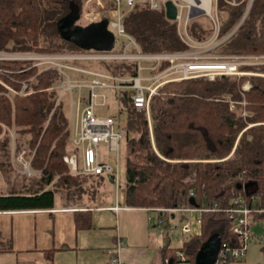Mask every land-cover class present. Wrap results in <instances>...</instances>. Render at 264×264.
I'll return each instance as SVG.
<instances>
[{
  "label": "trees",
  "instance_id": "1",
  "mask_svg": "<svg viewBox=\"0 0 264 264\" xmlns=\"http://www.w3.org/2000/svg\"><path fill=\"white\" fill-rule=\"evenodd\" d=\"M84 1L0 0V51L83 50L62 38L58 23L71 11L72 2L80 6L82 16ZM216 10L217 23L189 20L194 39L206 41L217 25L215 33L224 41L216 52L264 55V0H216ZM124 25L145 53L190 49L163 5L153 9L147 2L136 3L124 17ZM0 68L8 71L0 73V80L16 91L0 81V133L3 125L15 126L34 152L32 168L42 172L40 179L22 190L1 192L0 211L53 208L57 193L47 186L57 176L64 184H81L64 160L71 144L68 115L64 101L57 105L59 91L54 88L62 76L55 68L40 70L31 61L1 60ZM108 68L119 76L138 74L135 62L108 64ZM244 71L252 74L167 82L152 96L149 114L133 106V89L121 93L120 111L128 112L125 205L201 209L200 233L181 247H163L159 264H195L199 250L214 234L231 247L241 246L242 237L234 232L226 212L236 200L252 209V221L264 224V64ZM25 82L32 91L19 94ZM247 82L248 89L244 88ZM10 144L6 132L0 139L1 158L9 159ZM0 164L5 166L3 159ZM193 197L199 208L191 203ZM76 222L79 228L91 227L86 212L77 215ZM178 251L185 253V261Z\"/></svg>",
  "mask_w": 264,
  "mask_h": 264
},
{
  "label": "built area",
  "instance_id": "2",
  "mask_svg": "<svg viewBox=\"0 0 264 264\" xmlns=\"http://www.w3.org/2000/svg\"><path fill=\"white\" fill-rule=\"evenodd\" d=\"M114 6L109 10L100 12V21L109 18V28L116 35L115 47L110 51L104 50H81L61 53H24L17 55L19 59L32 61L35 66H42L43 69L55 68L59 71L62 79L54 87L59 91L57 105L64 101V96L68 93L73 94V90H78V98L71 96L70 115H68V129L71 134V153L65 155L64 160L68 165L70 172L74 175L87 177L107 176L113 182L119 183V161L117 156V166L113 167L105 160V155L100 150L105 146L112 152L120 151V142L127 139L128 129L121 124L115 116H104L98 112V106H104L108 97V91L115 92V96L120 100L123 90L133 89V106L139 110L150 111V100L152 96L158 94L159 87L170 81H178L197 77H209L214 79L217 75H239L238 64L230 61H218L215 57H210L208 62L202 61L199 55V46L206 41L194 39L188 31L189 12L183 19V12L190 8L173 0L178 6L177 25L181 39L190 47L186 51L178 52H158L145 53L141 50L139 44L133 36L127 33L124 25V17L133 9L138 2H147L151 8L159 9L169 0H125L126 9L122 7L123 0H112ZM188 10V9H187ZM211 10V9H210ZM206 14L210 11L206 10ZM216 23V20L213 18ZM92 21V22H95ZM91 23V22H90ZM122 39L128 41L121 44ZM3 54V53H0ZM239 57V56H238ZM0 58L4 59L3 55ZM260 59V57L256 56ZM261 58H264L261 57ZM6 59V58H5ZM150 62L143 66V62ZM124 62H135L137 64L138 74L131 76H119L113 73L108 64L114 66ZM78 63H85L79 65ZM103 63L106 69H90L87 65ZM163 63L168 65L162 69ZM151 71V75L143 77V71ZM148 81V84H143ZM9 88V87H8ZM10 90L14 91L11 87ZM83 90L87 93L82 95ZM19 94H29L27 83H23L22 91ZM102 100V101H100ZM119 206L115 207L117 210ZM159 212L165 214L169 210L178 212L201 211L193 208H158ZM228 217L233 221L232 226L236 234L242 237V245L231 247L222 242L218 259L215 264H235L243 261L247 254L248 244L252 238L251 223L252 209L244 202L236 200L234 205L226 209ZM200 222V217L198 218ZM160 222H165L163 216ZM175 229H172L174 232ZM184 232L192 231L191 223L183 227ZM123 242L119 240L114 249H109L110 261L115 264H125L121 258V249ZM180 258L185 261V253L178 251ZM170 261V259L168 260Z\"/></svg>",
  "mask_w": 264,
  "mask_h": 264
},
{
  "label": "crops",
  "instance_id": "3",
  "mask_svg": "<svg viewBox=\"0 0 264 264\" xmlns=\"http://www.w3.org/2000/svg\"><path fill=\"white\" fill-rule=\"evenodd\" d=\"M107 187L79 204L56 196L50 209L0 211V264H115L108 250L119 240L125 264H157L158 251L151 247L158 224L154 213L159 214L157 221L164 214L154 208L127 206L126 187L121 194L120 189ZM85 212L91 217V227L79 228L76 217ZM181 213L185 217L195 211ZM193 220L189 223L197 232L200 222L196 227Z\"/></svg>",
  "mask_w": 264,
  "mask_h": 264
},
{
  "label": "rangeland",
  "instance_id": "4",
  "mask_svg": "<svg viewBox=\"0 0 264 264\" xmlns=\"http://www.w3.org/2000/svg\"><path fill=\"white\" fill-rule=\"evenodd\" d=\"M176 2L184 5H193L188 0H175ZM198 1L196 0L194 3L197 5ZM210 5V14H203L201 16L203 17H196L195 19L197 21H203V23L207 24L209 22L208 19L213 20V18L216 20V0H211ZM111 0H85L82 8V16L79 20V24L81 25H87L92 21H95L96 19H100L99 15L101 11L109 10L111 6ZM122 7L126 9V2L125 0L122 1ZM188 9V10H187ZM184 10L182 16L185 20L187 17V13L189 12V8ZM208 21V22H207ZM214 21V20H213ZM215 22V21H214ZM215 26V32L217 25ZM213 33L207 40L206 43L199 46V55L202 58V61L208 62L210 57L217 58L218 61H230L231 63L238 64V70L239 75L244 74H252L251 72L244 71V68L249 66H256V65H263L264 64V55H223L219 52H216L215 47L218 46L221 42L224 40L218 39V34ZM232 34V33H231ZM230 34V35H231ZM229 35V36H230ZM128 41V39H122L121 44L123 42ZM72 51H66V52H56V53H67ZM0 55H3L4 59L0 58L1 60H9V61H28L24 59H19V57H16L17 55L24 54V53H33V52H24V53H18V52H3L0 51ZM239 56V57H238ZM256 56L260 57V59L256 58ZM6 58V59H5ZM32 62V61H31ZM33 63V62H32ZM150 62H143V66L148 65ZM79 65H85V63H78ZM35 66V65H34ZM90 69L98 70L97 68L106 69L105 65L103 63L99 64H93V65H87ZM40 70H43L42 66H38ZM0 73L7 74L8 71L5 69L0 68ZM151 71L145 70L143 71L142 75L143 77L151 75ZM1 81V80H0ZM31 81H35L34 77L31 79ZM3 84H5L8 89L10 90V86L8 84L1 81ZM148 81H143V84H148ZM26 84V82H25ZM28 86V84H27ZM244 88L248 89L250 88L249 82L245 83ZM22 91V89H21ZM28 91H32V89H28ZM13 92V91H12ZM87 91L83 90L82 95L86 94ZM71 96H73L75 99L78 98V90L74 89L73 94L68 93L64 96V104H65V112L67 115H70V107H71ZM102 101V100H100ZM98 112L104 116H115L118 118L124 126L127 124L128 119V112L126 110L120 111V102L115 96V92L112 90L108 91V97L106 99V103L104 106H98L97 107ZM3 132L0 133V139L5 138L6 132L11 137V144L9 148V159L6 157L1 158L2 152L0 151V159H3L5 166H1L0 164V193L1 192H9L12 189H24L25 185L28 186L34 180L40 179L42 176L41 170H35L31 166V161L33 158L34 152L31 151V149L28 146L27 138L25 136H21L16 132L15 126L13 127H7L6 125H3ZM70 141H71V134H70ZM19 145H22L19 147ZM71 145V144H70ZM68 145V151L71 153V147ZM100 150L102 153L106 156L105 160L111 164L113 167L116 168L117 166V156L120 158L119 161V172H120V182H114L112 184V181L109 180V177L104 176L102 179H100L98 176L93 177H86L82 175H74L70 172L71 175L74 177L78 176L81 180L77 181L81 184L79 185H70V184H64L61 181H59V177L57 176L51 184L47 186V188H53L55 189L57 193V200L61 198L65 202H68L69 204H79L83 201L89 200V198H92L95 194V192L100 187H107L106 189L113 188L115 191L117 189H120V194L125 189L126 183H127V176H126V169H127V159H128V138L124 139L120 142V151L119 154L117 152H112L108 150L105 146H101ZM68 154V152H67ZM134 158V156H132ZM7 163V164H6ZM66 163V162H65ZM59 181V182H58ZM113 187H112V186ZM191 213V212H189ZM156 222V228H153L152 233V241L153 244L151 247L155 248L158 251L156 262L157 264L160 263V255L159 251L161 247H165L170 245L171 247L178 248L182 246V243H184L186 240L190 239L191 236L194 235L195 232L192 230L190 232H183V227L191 222L194 221L195 226L197 227L198 219L196 216L200 215L199 211H195V214H186L181 215V212L169 210L168 212H165L163 218H165V222H160L158 220V213H154ZM172 214H176L175 218H172ZM200 217V216H199ZM199 226V225H198ZM172 229H175L174 232H171ZM200 233V229L197 231V234ZM251 233L252 238L248 244L247 254L244 259V262L246 264H264V224L261 221H252L251 223ZM164 244V245H163Z\"/></svg>",
  "mask_w": 264,
  "mask_h": 264
},
{
  "label": "water",
  "instance_id": "5",
  "mask_svg": "<svg viewBox=\"0 0 264 264\" xmlns=\"http://www.w3.org/2000/svg\"><path fill=\"white\" fill-rule=\"evenodd\" d=\"M165 7L167 18L176 20L179 10L177 4L173 0H169L166 2ZM189 7V19L206 14V10L197 5H189ZM80 11V6L72 2L71 11L58 23V29L62 38L84 50H112L115 47L116 35L109 28V18L91 22L87 25H81L78 23L81 18ZM236 30L237 28L232 34ZM191 203L196 208H199L194 197L191 198ZM221 245V236L219 234L212 235L199 250L195 264H215Z\"/></svg>",
  "mask_w": 264,
  "mask_h": 264
},
{
  "label": "bare ground",
  "instance_id": "6",
  "mask_svg": "<svg viewBox=\"0 0 264 264\" xmlns=\"http://www.w3.org/2000/svg\"><path fill=\"white\" fill-rule=\"evenodd\" d=\"M191 4L195 5L196 0H188ZM198 2L196 3L198 7H201L207 11H210V5H211V0H197Z\"/></svg>",
  "mask_w": 264,
  "mask_h": 264
}]
</instances>
